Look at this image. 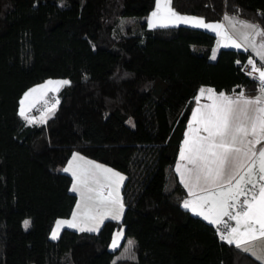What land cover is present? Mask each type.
Returning <instances> with one entry per match:
<instances>
[{"label": "trees", "instance_id": "16d2710c", "mask_svg": "<svg viewBox=\"0 0 264 264\" xmlns=\"http://www.w3.org/2000/svg\"><path fill=\"white\" fill-rule=\"evenodd\" d=\"M154 0H0V264H262L220 237L219 226L182 205L172 163L199 84L246 96L258 82L241 66L248 50L219 47L215 34L185 24L147 27ZM179 13L224 14L264 28V0H171ZM136 15L132 21L123 16ZM239 61V63H237ZM56 91L44 123L17 111L29 86ZM56 104V103H55ZM124 174L120 220L98 231L62 227L75 201L61 167L71 152ZM30 221L22 226L23 218ZM122 226L135 259L108 248Z\"/></svg>", "mask_w": 264, "mask_h": 264}, {"label": "snow or ice", "instance_id": "6c2138e0", "mask_svg": "<svg viewBox=\"0 0 264 264\" xmlns=\"http://www.w3.org/2000/svg\"><path fill=\"white\" fill-rule=\"evenodd\" d=\"M233 18L225 16V20ZM180 23H192L194 27L210 29L219 36L222 24L205 23L202 18L180 16L171 8V0H156V10L148 18L150 28L175 26ZM252 30V47L261 61H264V28L259 25L239 22ZM262 40L257 46L255 37ZM231 39V37H226ZM249 39L248 34L244 36ZM228 46V45H225ZM232 47L239 48L240 44L232 41ZM215 58V57H213ZM239 63V61L237 62ZM248 64L252 71L248 74L258 82V94L254 98L246 96L243 90L239 95L229 96L224 92L218 94L212 88H201L195 100L197 107L193 108L191 118L188 121L185 138L180 149L176 172L180 176L181 183L189 191L195 200H185L183 207L191 209L194 214L202 216L209 223L225 228L220 232V237L228 244H234L244 252H250L257 260L264 264V246L258 250L249 247V243L264 239V70L257 67L254 59L249 58ZM256 73L257 75H254ZM57 85L52 91H59L60 87L70 84L68 80L46 81L44 85H38L24 93L20 100L19 115L28 124L44 123L46 119L36 121L30 119L26 113L34 105L25 108V101L39 89L47 85ZM208 93L210 104L199 103L202 96ZM56 104L49 111L54 112ZM259 145V148L257 146ZM78 154H73V159ZM83 159L82 157H79ZM87 163L93 164L88 161ZM72 161L63 169L71 171ZM96 169L103 166L93 164ZM106 173H111V183L115 185V191L119 193L120 184L124 180L118 172L103 168ZM91 174L85 170L77 174L72 171L73 186L71 191L78 192L86 203L91 202L99 211L101 208L112 205L108 213L101 215L100 220L93 227L79 228L80 231H98L100 224L106 218L118 220L123 213V202L118 198H111L109 192L105 197L102 192L97 193L94 199L91 193L95 189L88 186V178ZM83 189V190H81ZM198 192L206 195H198ZM250 197V198H249ZM80 201L77 202L79 208ZM118 206V209H117ZM235 212V214H233ZM77 213L73 212V220H57L51 238L59 237V230L63 226L78 228L74 222ZM93 220L95 216L91 217ZM226 218V219H225ZM235 221V227H230L229 222ZM30 221H24V227L28 228ZM123 238V230L114 234L111 247H119V240ZM133 241H129L125 253L130 252ZM121 254L118 259H135L134 255ZM113 264H116L114 261Z\"/></svg>", "mask_w": 264, "mask_h": 264}, {"label": "crops", "instance_id": "0c3cea01", "mask_svg": "<svg viewBox=\"0 0 264 264\" xmlns=\"http://www.w3.org/2000/svg\"><path fill=\"white\" fill-rule=\"evenodd\" d=\"M171 8L175 11V9L172 6H171ZM154 10H156V0H154L153 7L150 9V11L147 13V15L145 17V24H146L147 27H149V25H148V18L150 17L151 13ZM176 13L179 14L180 16H185V17L202 18V17H200L198 15H193V14L179 13V12H176ZM225 16L231 17L233 19L232 20H225ZM204 22L205 23H209V24H222L223 25V28H221V29L218 30L221 33V35H219V36L216 34V32H214V31H212L210 29H206V30H208L210 32H213L215 34L216 49L214 51V55L216 54V51H217V49L219 47H232L231 46V43H232V41H235L236 43H238V44L241 45V47H239L240 49L248 50L249 56L247 57L246 62L248 63L249 58H252V59H254L256 61L257 67H259L262 70H264V61H261L260 60V58L256 55L255 50L252 47V39L251 38L254 35V33L252 32L251 29L245 27L244 24L239 23V22H247L248 24H253V23H251L249 21H246V20H243L241 18H238V17H236V16H234L232 14H224L223 17H222V19L219 20V21H207V20H204ZM180 24H185V25L193 26L192 23H180ZM200 28H202V27H200ZM203 29H205V28H203ZM245 34H248V36H249V39L248 40H245L244 39ZM226 37H231V39H227ZM261 40H262V37L256 36L254 42H255V44L257 46H259ZM225 45H228V46H225ZM233 48H236V47H233ZM249 66H250V68L247 71V73H249V72L252 71V66L251 65H249ZM254 75H257V74L254 73ZM62 80H65V79H63V78H59V79L46 78V79H44L43 81H41L39 83H35V84L27 87L21 93V95L19 96L18 105H17V111H18V113H19V109H20V103L19 102L23 98L25 92H27L29 89H32V88H34V87H36L38 85H44L46 81H62ZM56 87H58V86L57 85H54V84L53 85H47L46 88L39 89L36 93H33L29 97V99L25 101V108H29V105L30 104L33 105L35 102H37L40 99L44 98L45 95L48 92H56V91H52V89H54ZM202 87L205 88V89L212 88L211 86L206 85V84H199L197 86V88L195 90V93H194V95L192 97V100H191L189 112H188V115H187V118H186V121H185V124H184V127H183V131L181 133V137L179 139L177 151L175 153V157H174V160H173V163H172L173 170H174V172H175V174L177 176V179L179 180L180 183H181L180 176L178 175V173L176 172L175 169H176L177 161L179 160L181 145H182V142H183V140L185 138V131L187 130L188 121L191 118L193 108L197 107V103H196L195 98L199 94V90ZM219 92L220 91H216L217 94ZM257 94H258V92H256L253 95H250L248 97L249 98H254ZM227 95L234 96V95H230V94H227ZM199 103L201 105L210 104L211 103V101L208 99V93H205L204 96L201 97ZM257 148H259V145L257 146ZM74 153L78 154V158L73 159V154ZM79 157H82L83 159H80ZM70 160L72 161L71 171L67 172L70 175V177H71V180H70V183H69V190L70 191H71L72 186H73L72 171H75V172H77L78 175H80V173L82 171L87 170L91 174L89 176V178H88V186L91 187V188H93V189H95V191H93L91 193V195L93 196L94 199H97L98 198L97 197V193L98 192H102L105 197H107L108 194H109V192H111L112 193V197L111 198H118V199L122 200V198H121V186H122L123 181L120 184L119 193H118V196H117V193L115 191V185L110 182L111 179H113L111 177V173L104 172L103 171V168L111 169L113 172H118V173L121 174V176L124 177V174L122 172H120V171H118V170H116V169H114V168H112V167H110V166H108V165H106V164H104L102 162H99V161H96V160H92V159H90V158H88V157L84 156L83 154H81L79 152H76V151L71 152L70 155L67 157L66 161L64 162L63 166L61 167L62 170L65 167H68L69 166V161ZM88 161L93 162V164L102 165L103 168L102 169H96L93 166V164L87 163ZM182 186L185 189V195H184V197L182 199V205H183V203H184L185 200H195L196 197L195 196H190L188 189H186L183 184H182ZM81 190H83V189H81ZM71 192H73V191H71ZM73 193L75 194V201L73 203V206L71 208L70 213L67 216H65V217H57L53 221V223L51 225V228L49 230V234H48L50 238H51V233H52L54 227L56 226V221L57 220H73V212L74 211L77 213L74 222L78 225V228H71V229L79 230V228H85V229H87L89 227H93L96 223L99 222L101 215H104V214L108 213L110 210H113L112 209V205L109 204L107 207L101 208L99 211H97L96 207L91 202L86 203L85 201H83L81 199V196L79 195L78 192H73ZM197 194L198 195H206V193H203V192H198ZM78 201H80V205H81L79 208H77V202ZM117 209H118V206H117ZM187 210L191 214H194V212L191 209H187ZM115 211L116 210H113L114 213H115ZM233 214H235V212H233ZM194 215H196V214H194ZM93 216L96 217L95 220H93L91 218ZM197 216L201 217L204 221H206V222L209 223V221L208 220H205L202 216H200V215H197ZM120 218H121V215H120ZM120 218L118 220H120ZM109 219H111V218L109 217ZM229 226L230 227H235L236 226L235 225V221L229 222ZM63 227H67V226H63ZM67 228H69V227H67ZM121 229H122V226L121 225L119 227L114 228L112 230V232H111L110 239H109V242H108V248L109 249H112V250H116V253L118 252L119 247H121V244L123 243V242L121 243V240L122 239L119 240V247L118 248L113 249L111 247V245H112V242H113L114 234L120 232ZM223 230H221V231H223ZM248 246L251 247V248H253V250H258L261 246H264V239L251 242V243H249ZM248 253H250V252H248Z\"/></svg>", "mask_w": 264, "mask_h": 264}, {"label": "built area", "instance_id": "2783aa9c", "mask_svg": "<svg viewBox=\"0 0 264 264\" xmlns=\"http://www.w3.org/2000/svg\"><path fill=\"white\" fill-rule=\"evenodd\" d=\"M216 49V40L214 38L213 43L211 44V48H210V53H209V57L210 59H212L215 55H214V51ZM250 66L249 64L245 61L242 66L241 69L242 71L247 72L249 70ZM56 103V94L55 92H48L44 98L40 99L39 101L35 102L29 111H27L26 115L30 118L33 119L35 113L40 110L41 108L45 107H50L53 104ZM225 228L224 225H220L219 230H223Z\"/></svg>", "mask_w": 264, "mask_h": 264}, {"label": "rangeland", "instance_id": "374dc122", "mask_svg": "<svg viewBox=\"0 0 264 264\" xmlns=\"http://www.w3.org/2000/svg\"><path fill=\"white\" fill-rule=\"evenodd\" d=\"M124 20H127V21H132V20H135L137 18L136 15H129V16H123L122 17ZM255 25V23H253ZM55 79H59V78H55ZM52 106L50 107H43L41 108L40 110L37 111V113H35L33 119L36 120V121H39L41 120L42 118L45 119L48 115L51 114V111H49V109H51ZM28 221V218L25 217L23 218L22 220V226L24 227V221ZM129 241H133V239L131 237H128L122 244H121V247H119V250L117 252V256H120L121 257V254L122 253H125V248L126 246L128 245V242ZM132 247V246H131ZM126 255H134V253L132 252V249H130V252L128 253H125Z\"/></svg>", "mask_w": 264, "mask_h": 264}]
</instances>
